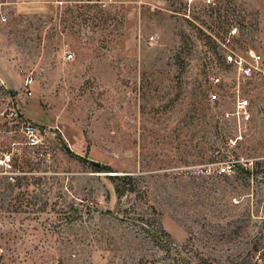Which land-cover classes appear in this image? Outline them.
<instances>
[{"label":"rangeland","instance_id":"1","mask_svg":"<svg viewBox=\"0 0 264 264\" xmlns=\"http://www.w3.org/2000/svg\"><path fill=\"white\" fill-rule=\"evenodd\" d=\"M215 2L0 0V264H264V0Z\"/></svg>","mask_w":264,"mask_h":264},{"label":"built area","instance_id":"2","mask_svg":"<svg viewBox=\"0 0 264 264\" xmlns=\"http://www.w3.org/2000/svg\"><path fill=\"white\" fill-rule=\"evenodd\" d=\"M208 4H215V0H206ZM8 20L7 14L0 10V21L1 22H6ZM238 28L235 27L232 29V33L235 34L237 33ZM249 55L252 57L253 60H260L261 55L257 54L254 50H251L249 52ZM74 54L70 53L67 55L68 59L73 58ZM229 62H232L233 57L229 56L228 57ZM33 81L32 78L28 80V84ZM248 100L244 98H240L233 111H226L225 116L227 118H232V119H238V120H247L249 118L248 115ZM12 157L10 154H3V156L0 157V165L3 166H12ZM256 167V161L252 158L240 156L237 159H228L225 161H218V162H213L210 164H207L205 166H198L194 168H189L190 173H195V174H211V173H220L224 175H233L236 173L237 168L242 169L245 172L253 173ZM234 202H240V198L235 196L233 197Z\"/></svg>","mask_w":264,"mask_h":264},{"label":"trees","instance_id":"3","mask_svg":"<svg viewBox=\"0 0 264 264\" xmlns=\"http://www.w3.org/2000/svg\"><path fill=\"white\" fill-rule=\"evenodd\" d=\"M151 230L153 231V237L155 238V240L157 238H161L163 235H167L170 237V234L168 232H166V230L163 229L162 227L159 230L155 229V228H152ZM159 262H160V260L155 258V256H153L151 259H149L146 256L142 255L141 257H139L137 259V261L133 262L132 264H159ZM115 264H131V262L129 261L127 256L123 255L121 257V261L116 262Z\"/></svg>","mask_w":264,"mask_h":264},{"label":"water","instance_id":"4","mask_svg":"<svg viewBox=\"0 0 264 264\" xmlns=\"http://www.w3.org/2000/svg\"><path fill=\"white\" fill-rule=\"evenodd\" d=\"M69 150H70V149H69ZM94 162H95V164H96V165H100V163H99V162H96V161H94Z\"/></svg>","mask_w":264,"mask_h":264}]
</instances>
